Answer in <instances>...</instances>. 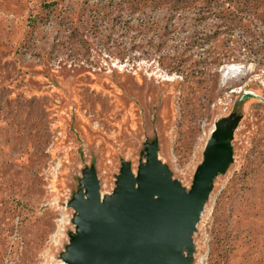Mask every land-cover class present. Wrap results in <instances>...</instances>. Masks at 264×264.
I'll use <instances>...</instances> for the list:
<instances>
[{"label":"rangeland","instance_id":"1","mask_svg":"<svg viewBox=\"0 0 264 264\" xmlns=\"http://www.w3.org/2000/svg\"><path fill=\"white\" fill-rule=\"evenodd\" d=\"M223 128L191 264H264V0H0V264H65L151 154L189 194Z\"/></svg>","mask_w":264,"mask_h":264},{"label":"water","instance_id":"2","mask_svg":"<svg viewBox=\"0 0 264 264\" xmlns=\"http://www.w3.org/2000/svg\"><path fill=\"white\" fill-rule=\"evenodd\" d=\"M222 130V141L216 135L209 142L189 194L164 177L155 154L148 157L138 183L128 172L123 174L119 202L112 206L101 201L94 184L89 185L88 203L76 207L81 221L65 264H191L190 237L213 181L232 160L225 141L229 131Z\"/></svg>","mask_w":264,"mask_h":264},{"label":"bare ground","instance_id":"3","mask_svg":"<svg viewBox=\"0 0 264 264\" xmlns=\"http://www.w3.org/2000/svg\"><path fill=\"white\" fill-rule=\"evenodd\" d=\"M230 68H234V67H230ZM230 68H228V69H230ZM235 69V68H234ZM233 70V69H232ZM236 70V69H235ZM237 71V70H236ZM224 131L225 130H220L218 133H217V139L219 140V141H222L223 140V138H224ZM63 222V221H62ZM59 231H58V233H57V235L55 236V238H53V240H55L56 239V237H58L59 235H62V233H63V227L62 226H59Z\"/></svg>","mask_w":264,"mask_h":264},{"label":"built area","instance_id":"4","mask_svg":"<svg viewBox=\"0 0 264 264\" xmlns=\"http://www.w3.org/2000/svg\"><path fill=\"white\" fill-rule=\"evenodd\" d=\"M62 227H63V229H64V225H62ZM63 231H64V230H63ZM204 261H205V257L203 256V257L201 258V260L199 261L198 264H204Z\"/></svg>","mask_w":264,"mask_h":264}]
</instances>
